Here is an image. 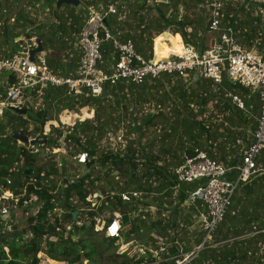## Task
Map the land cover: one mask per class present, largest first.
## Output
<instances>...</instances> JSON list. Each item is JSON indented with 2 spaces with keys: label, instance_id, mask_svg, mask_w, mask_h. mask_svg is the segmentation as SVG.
Masks as SVG:
<instances>
[{
  "label": "trees",
  "instance_id": "obj_1",
  "mask_svg": "<svg viewBox=\"0 0 264 264\" xmlns=\"http://www.w3.org/2000/svg\"><path fill=\"white\" fill-rule=\"evenodd\" d=\"M27 2H40V7L50 12L51 20L34 23L32 18L18 11L13 23H1L0 57L9 56L20 48L19 42L12 41L14 36L22 34L28 42L32 37H38L49 68L57 74L73 75L79 59V53L73 47L74 37L84 14L70 4L55 8L56 0ZM209 2L207 0L206 3ZM245 2L248 4L245 5ZM109 3L116 7L114 13H108L105 17L110 34L122 41L131 39L135 50L144 57H151L153 39L162 29L163 33L155 40V53L159 57L177 53L181 39L198 52L207 48L204 29L209 30V13H206L203 22V19L191 13L178 11V6L185 10L189 5H200L205 0H78V5L82 4L84 6L81 7L85 8ZM15 5L17 0H3L0 11L6 13ZM224 6V10H220L218 31L231 29L234 37L249 46L253 43L257 52L264 54V3L245 0L238 5L226 2ZM254 8H258L256 14H252ZM167 26H176L181 31V38L177 35L172 40L164 28ZM16 27L20 28L19 31H14ZM100 51L101 67L115 61L108 40L102 42ZM13 82L14 77L9 72L0 73V100ZM228 93L238 95L245 109L235 106ZM29 97L32 104H27L26 108L27 112H31L22 115L6 107L0 115V192L7 190L18 197L16 204L36 195L42 201L41 213L38 216L29 215L32 235L28 239H23L13 230L6 231L0 223V264H37L38 252L62 261V264H100L98 254L108 252L107 256L110 257L113 254L110 247L116 250L119 240L128 242L137 239L143 246L150 242L153 243L152 249H159L154 245L152 230L168 245L162 252L158 251L154 256L144 250L131 257L119 252L115 253V257L120 260L109 258L110 263L173 264L169 257L178 250L172 243L173 237H169L168 229L177 234L181 226L176 222L180 210L171 200L173 195L169 186L172 185V176L167 172V167L178 164L182 154L191 155L194 148L204 150L216 162L239 165L241 158L236 150L240 145L237 140H250L245 130L254 129L259 113L257 93L251 88L229 82L225 75L221 83L215 84L201 76L189 81L188 78L185 80L163 73L144 79L139 84L118 82L112 86L106 85L99 96L79 99L69 96L62 86H46L42 89L39 109L33 107L34 93L31 92ZM208 100L212 102L211 111L215 119L206 122L202 113ZM148 103L155 106L153 111H150ZM164 104L165 111L162 110ZM82 107L91 109L93 117L75 121L64 136L68 143L65 154H57L62 164V171L58 173L56 153L47 156L45 152V148L59 147L56 139L61 132L58 128L50 127L44 133L49 110L59 112L65 108ZM125 116L127 123L123 124L122 118ZM152 118L158 122L159 132L146 148L139 138H131L128 133L135 130L139 137L142 128ZM111 124L116 128L123 125L126 144L122 148L102 149L100 142L105 140L109 131H115ZM15 132L45 141L34 144L38 150L30 152L12 137ZM82 150L88 156L83 164L86 170L72 175L66 167H72L71 164L75 163L72 156ZM256 163L264 166L261 156L256 158ZM227 175L235 178L237 169L232 168ZM195 184L181 183L176 194L177 203L183 201L185 191ZM96 187L105 196L97 207L89 208L85 196L89 189ZM129 187L158 194L154 197L155 212L161 213V209H164L162 203L166 202L169 206L167 215L153 219L148 211L138 212V205L148 203L144 199L122 202L115 192ZM145 196L143 194L142 198ZM164 197L168 199L164 201ZM57 208L63 211L61 221L56 217ZM133 209L136 213H131ZM73 211H76L75 220H72ZM104 211L120 214L119 237L106 236L103 231L93 229L95 217ZM65 225H70V228L65 230ZM184 235H188V238ZM183 236L182 243H200L204 232L201 229L192 234L185 231ZM185 264H264V169L238 182L211 238L204 241L196 256Z\"/></svg>",
  "mask_w": 264,
  "mask_h": 264
},
{
  "label": "built area",
  "instance_id": "obj_2",
  "mask_svg": "<svg viewBox=\"0 0 264 264\" xmlns=\"http://www.w3.org/2000/svg\"><path fill=\"white\" fill-rule=\"evenodd\" d=\"M258 1L264 3V0ZM206 2L207 0H205ZM226 2L227 0H210L209 4L207 3L209 8V31L219 33V36L201 52L196 51L192 45L183 43L184 50L182 53L172 52L165 57L158 58L155 57V54L148 58L144 57L135 50L131 39L122 41L110 34L105 24V17L108 13H114L116 7L115 4L109 3L106 5L101 4L98 7H87L88 13L83 17L78 32L74 37L73 45L79 53V59L74 74L71 76L54 73L47 65L43 52L36 53L34 60L29 59L27 49L35 46L33 37L30 38V42L27 41L20 45V48L9 56L0 57V72H9L14 77V82L8 86L5 97L0 100V115L6 107L26 108L27 104H32V100L29 97L31 92L34 93L35 99L33 107L36 104L40 105L42 89L46 86H62L69 96L73 99H79L99 96L106 85L112 86L118 82L139 84L144 79H151L163 73L188 78L189 81H192L193 75L197 74L198 77L208 78L215 84L222 82L223 75L225 77L228 75L232 82L251 88L257 93L259 113L255 127L251 131L250 140H237L240 145L241 162L239 165L229 166L216 162L209 158L204 150L194 148L191 155L182 154L181 161L178 164L167 167V172L172 176V185L169 186L173 195L171 200H173L177 208H182L183 205H186L189 208L187 210L192 211L199 229L204 232L202 241L193 244L190 249H183L180 246L179 243H182V240L179 241V237L174 239L175 241L173 240L172 243L178 250L169 257L172 259L173 264H185L196 256L203 242L211 238L218 223L221 221L238 182L245 181L264 169L263 165L256 163L259 153L261 151L264 152V55L242 47L235 40L231 29L222 32L218 31L220 10L225 8ZM247 4L245 3V5ZM104 40L109 41L115 55V61L103 68L100 66L102 61L100 47ZM228 95L235 106L245 109L244 103L238 95L232 93H228ZM62 111L65 116L71 113L70 109L67 108ZM90 111L93 112L91 109ZM61 116L59 115V122L54 125L61 131L56 139L59 147L45 148L47 156L58 152L65 154L67 149L68 140L64 139V136L74 125L75 121H64ZM47 131L48 129H45L44 133ZM122 131V124L115 131H109L105 140L101 141L99 146L101 148L105 147L106 150L124 147L126 141ZM29 146L32 147L34 145ZM37 150V147H35L30 152H36ZM48 150L50 151L48 152ZM87 157V152L78 151L72 156V159L75 160L74 165L83 166ZM60 158L57 155L55 159L58 173L62 171ZM232 168L237 169V175L233 179L227 175ZM181 183L196 184L193 188L186 190L183 201L177 203L176 194ZM163 192L164 189L161 190V193ZM115 194L119 195L122 202L127 203L144 199L148 203L138 205L137 211H148L152 214L153 219L165 217L168 213L169 206L166 202L162 203L164 209H161V213L155 212V202L151 200V197L156 195L154 192H145L129 187L125 190H118ZM143 194L146 195L144 198H142ZM104 196L100 188H91L86 194L85 200L88 202L89 208H95L100 204ZM166 199L168 198L164 197V201ZM18 201V197L12 196L9 191L0 192V223L2 222L4 229H9L11 222H14L12 215L14 209L18 207L21 209L28 208L30 207L29 204L34 202L42 203L36 195L22 199L21 203L16 204ZM55 212L57 220L61 221L62 209L57 208ZM134 212L136 213L133 209L131 213ZM95 220L94 230L103 231L104 235L110 237L120 236L121 220L118 212H112L108 220L103 219L100 221L97 217H95ZM176 222L182 227L180 218ZM69 228L70 225H65V230ZM168 232L173 234V230L168 229ZM152 236L155 238V242H163L160 236L154 234ZM130 245L137 247L135 248L137 253L147 250L146 246L137 242H122L119 240L118 248L120 253L129 254ZM159 249L162 248L159 247ZM36 257L38 259L37 264H62V261L52 259L43 252H38Z\"/></svg>",
  "mask_w": 264,
  "mask_h": 264
},
{
  "label": "rangeland",
  "instance_id": "obj_3",
  "mask_svg": "<svg viewBox=\"0 0 264 264\" xmlns=\"http://www.w3.org/2000/svg\"><path fill=\"white\" fill-rule=\"evenodd\" d=\"M160 1V0H159ZM162 1H166V0H162ZM245 0H227V2L235 5V4H241L243 3ZM256 1V0H254ZM258 1V0H257ZM0 2H3V0H0ZM247 3V2H245ZM244 3V4H245ZM81 6H84V5H76V7L78 9H80V11L84 14V17L87 15L88 13V10L87 8L85 7H81ZM224 10V9H223ZM20 11L21 14H26L27 17H30L33 19V22L34 23H37L38 21H50L51 20V15H50V12L46 9H42L40 7V2H36V3H33V4H29L27 2V0H17V5H15L11 10H9L8 12L4 13L3 10L0 11V24L3 23V24H11L13 23V19H14V15ZM178 11L179 13H182V11H186L187 13H191L201 19H203V22L206 20V13L209 11V8H208V5L207 3H201L200 5L199 4H196V5H189L188 7H186L185 10L182 9L181 6H178ZM252 14H256V12H258V8H254V10H252ZM204 24V23H203ZM166 28L167 32L172 36L171 39L172 40H175L176 36L179 35L180 36V33H175L173 34L174 32H180V30L176 27V26H170V27H164ZM20 28L16 27L14 29V31H19ZM187 31H190V29H187ZM161 33H163V29L161 30ZM202 33V32H201ZM204 35H205V44L207 45L208 47V44L210 43V41L212 40H216L217 37L219 36V33H215V32H211L209 31L208 29H204ZM158 36V35H157ZM34 39V37H33ZM235 40L240 43V45L246 49H252L254 51H257L256 50V47L253 46V43L252 45H247V44H244L243 42H241V40H239L238 38L235 37ZM13 42H19L21 45L24 44L25 41L23 39V36L22 34H18L16 36H14V38L12 39ZM182 43L178 44V50H181L182 48ZM43 54H45V50L43 49ZM264 55V54H262ZM2 73V72H0ZM183 79H187V78H183ZM207 79V78H206ZM189 84V83H187ZM190 85H192V87H194V84L193 82H190ZM233 93V92H232ZM227 96L229 97V95L227 94ZM211 100H208L204 106V109L205 111H203L202 113V118L206 120V122L212 120V119H215L213 118L212 116V111H211ZM35 109H39V105L36 104V106L34 107ZM194 111L196 110V106H194ZM28 112H31V111H28ZM27 112V113H28ZM71 113H69L68 115H64L63 111H59V112H56L55 110L53 109H50L49 110V113H48V117H49V121L48 123L44 126V129H51L50 127H54L56 128L54 125H56L55 123L59 122V115H62L61 116V119L64 120V121H81L83 119H91L93 116V112L90 111V109H87V107H84V108H78V109H71L70 110ZM127 117H123L122 120H123V124H126L127 123ZM147 125H145L143 128H142V134L137 135V132L135 130H129L130 133H128L129 137L131 138H139V142L143 144V146H145L146 148H148V144H150L151 141H153V137L158 134L159 132V124L158 122L156 123V119L152 118L151 120H149L147 123ZM31 126V124L29 125ZM112 127L113 130H116L118 129V127L116 128L115 126H113V124L110 125ZM126 129V128H125ZM251 129L250 128H247L245 130L246 132V137L250 138L251 137ZM125 135V131L123 129L122 131ZM54 134V133H53ZM125 141H126V136H125ZM245 141V140H243ZM18 144H21V142L17 141ZM23 146H25V148L29 151H31L32 149H34L35 147L32 146L30 147L28 143H25L23 144ZM136 145V143H135ZM240 148V147H239ZM239 148L236 150V154L239 153ZM102 149H105V147H102ZM50 150H48L49 152ZM58 155H60L61 153L58 152L57 153ZM56 154V155H57ZM259 156H261V158L263 159L264 161V152L261 151L259 153ZM72 167H69L66 169L68 170V172L70 174H79V173H83L86 169L82 166V165H74V164H71ZM260 172V171H259ZM258 172V173H259ZM159 193V192H157ZM158 194H156L155 196L153 195L151 197V200H154V197H157ZM30 207L28 208H23L21 209L20 207L16 208L13 210L12 212V215L14 217V222H11V225H10V228L9 229H6V231H15V232H18V234H20L23 239H28L31 237L32 235V228H31V223L28 221V217L29 215H35V216H38L40 215L41 213V206H42V203H36L34 202L33 204H29ZM183 209H189L188 207H186V205H183L182 207V210ZM28 211V212H27ZM109 215H112V213H110V211H104L103 214L101 215H98L97 216V219H99L100 221L101 220H106L107 217ZM141 218H143V216H141ZM178 219V218H176ZM181 219V218H180ZM182 220V219H181ZM187 220V219H186ZM171 229V228H170ZM187 231H190L189 229H187ZM153 234L158 236L154 230H152ZM152 234V233H151ZM171 237L175 238V233H174V230H173V234H170ZM180 236H182V234H180ZM186 239L188 238V235L185 236ZM182 240V239H181ZM179 240V241H181ZM175 241V240H174ZM138 243L139 240L135 239L134 240V243ZM184 241L183 243H179L180 246H182L183 249H190L191 246L193 244H195L194 242L190 241ZM185 243H187V246L185 245ZM152 244L153 243H147L145 246V248L147 249V251L149 253H151L152 255L156 256L157 255V252L159 251L162 252L166 247H168V245L164 244L163 242L160 243L158 241L154 242V245H157L158 247H161L162 249H152ZM187 247V248H185ZM131 250L129 251V254H127L128 256H136L137 252H136V249L137 248L136 246L134 245H130L129 247ZM148 249H151V250H148ZM110 251H113L111 253H113L112 255H110V257L107 256V253L108 252H101L100 254H98V258H99V262L100 264H111L110 263V259L112 260V258H115L116 260H120L119 257H115V253L119 254L120 250L119 248L117 247L116 250L113 249V247H110ZM151 251V252H150ZM87 264H90V262H87Z\"/></svg>",
  "mask_w": 264,
  "mask_h": 264
},
{
  "label": "water",
  "instance_id": "obj_4",
  "mask_svg": "<svg viewBox=\"0 0 264 264\" xmlns=\"http://www.w3.org/2000/svg\"><path fill=\"white\" fill-rule=\"evenodd\" d=\"M61 4H70V5L76 6V5H78V0H56L55 8H58ZM53 13H54V11H53ZM34 43H35L34 47L27 49V53H28L30 60H34V56L36 53L43 51V47H42L40 39L38 37H34ZM197 78H198V75L194 74L192 81H195ZM226 79L228 81L232 82L231 78L228 75L226 76ZM9 108L11 110L15 111L16 113H19L22 115L27 113V108H16V107H9ZM12 137L14 139H16L17 141L23 143V144L28 143L29 145H34L37 143H43L45 141L44 139L29 138L23 132H15L12 134ZM75 216H76V211H73L72 212V220H75Z\"/></svg>",
  "mask_w": 264,
  "mask_h": 264
},
{
  "label": "crops",
  "instance_id": "obj_5",
  "mask_svg": "<svg viewBox=\"0 0 264 264\" xmlns=\"http://www.w3.org/2000/svg\"><path fill=\"white\" fill-rule=\"evenodd\" d=\"M167 27H170V26H167ZM160 34H162V33H160ZM159 34V35H160ZM158 35V36H159ZM180 35H181V31H180ZM158 36H156V37H154V39H153V44H152V55H154V51H155V45H156V43H155V40H156V38L158 37ZM180 38H181V36H180ZM160 41H163V40H159V42ZM213 41V40H212ZM212 41H210V43L212 42ZM181 42H182V44L184 43L183 41H182V39H181ZM209 43V44H210ZM208 44V45H209ZM73 47H74V45H73ZM62 55V54H61ZM230 82V81H229ZM148 105L150 106V111H153L154 110V105H153V103H151V104H149L148 103ZM162 110L163 111H165V104L163 105V107H162ZM147 125V124H146ZM178 209L180 210L179 211V213L178 214H180V216H178L179 218H181L182 219V227H181V229H179V231H178V234L176 235L175 234V238H173V240L174 239H178V237H179V239H182V238H184V236H186V235H184L183 237L182 236H180V234H182V233H184L185 231H187V229H189L190 230V234H192V232H196V231H198L199 230V227H198V225H197V223L195 222V218L193 217V214H192V211H188V210H186V209H183L182 210V208H179L178 207ZM178 218V219H179ZM194 218V219H193ZM187 219V220H186ZM182 232V233H181ZM188 232V231H187ZM169 237H171L170 236V234H169ZM186 238V237H185Z\"/></svg>",
  "mask_w": 264,
  "mask_h": 264
},
{
  "label": "bare ground",
  "instance_id": "obj_6",
  "mask_svg": "<svg viewBox=\"0 0 264 264\" xmlns=\"http://www.w3.org/2000/svg\"><path fill=\"white\" fill-rule=\"evenodd\" d=\"M179 49V48H178ZM183 50H184V48L182 49V50H178V52L177 53H182L183 52ZM154 54H155V57H159L158 55H157V53H155V51H154Z\"/></svg>",
  "mask_w": 264,
  "mask_h": 264
}]
</instances>
